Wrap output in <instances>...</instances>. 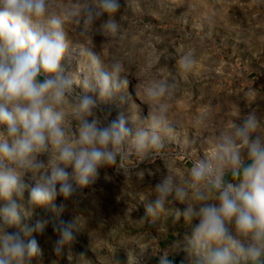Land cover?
Masks as SVG:
<instances>
[{
	"label": "clouds",
	"instance_id": "9594fccd",
	"mask_svg": "<svg viewBox=\"0 0 264 264\" xmlns=\"http://www.w3.org/2000/svg\"><path fill=\"white\" fill-rule=\"evenodd\" d=\"M119 12V0H0V264L38 261L36 234L49 223L58 237L53 253L67 249L70 264H79L83 254L74 259L71 245L88 219H60L67 205L94 196L101 170L128 176L157 160L166 171L137 223L172 207L191 230L164 251L136 246L124 262L114 255L113 264H151L153 256L155 264H176V257L179 264H264V111L252 107L206 136L205 154L186 171H173L165 148L181 122L169 119L177 91L170 69L136 83L145 116L131 108L113 118L109 105L123 103L130 84L125 61L105 64L94 47L71 42L65 31L74 22L82 37L89 27L116 36ZM177 64L191 73L195 50ZM254 94L248 89L245 97ZM133 157L139 163L128 166ZM136 175L142 180L144 171ZM41 209H51L53 219L38 218Z\"/></svg>",
	"mask_w": 264,
	"mask_h": 264
},
{
	"label": "rangeland",
	"instance_id": "374dc122",
	"mask_svg": "<svg viewBox=\"0 0 264 264\" xmlns=\"http://www.w3.org/2000/svg\"><path fill=\"white\" fill-rule=\"evenodd\" d=\"M119 3L118 15L123 18L118 35H95L94 28L89 27L88 36L82 37L74 22L66 23L65 31L71 42L94 47L105 64L117 57L125 61L130 84L122 93L125 101L109 105L113 118L121 111L129 114L131 108L145 116L147 108L137 97L136 83L142 87L161 69H170L177 91L170 102L169 119L181 123L176 130L177 138L166 143L165 151L169 153L173 171L182 173L205 154L206 136L252 107L264 111V0H119ZM193 49L197 64L191 73H185L179 70L177 61ZM75 64L74 59L73 67ZM248 89H254L255 94L245 97ZM261 122L264 125V112ZM126 163L138 164L139 158L133 157ZM140 170L144 171L142 180L136 175ZM165 171L160 160L141 164L131 169L128 176L114 169L101 170L94 196L84 199L78 207L67 205L60 219L70 221L77 215L88 219L71 245L74 259L83 254L79 264H113L114 255L124 262L128 250L134 253L136 246H148L153 253L164 251L190 232L188 223L175 219L172 207L155 217L149 216L144 224L137 223L145 205L154 200L151 187ZM227 179H232L231 174ZM55 203L59 205L61 199ZM38 211V218L53 219L51 209ZM57 238L51 223L43 233L36 234L43 256L33 264H70L67 249L60 257L53 253ZM180 259L175 258L176 264ZM151 264H155V256Z\"/></svg>",
	"mask_w": 264,
	"mask_h": 264
},
{
	"label": "trees",
	"instance_id": "16d2710c",
	"mask_svg": "<svg viewBox=\"0 0 264 264\" xmlns=\"http://www.w3.org/2000/svg\"><path fill=\"white\" fill-rule=\"evenodd\" d=\"M230 173L228 174V176H226V179L229 177ZM233 179V178H232Z\"/></svg>",
	"mask_w": 264,
	"mask_h": 264
}]
</instances>
